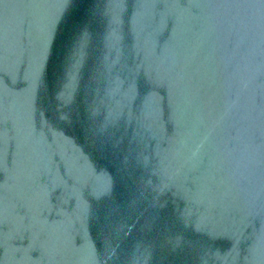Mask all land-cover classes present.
<instances>
[{
    "label": "water",
    "instance_id": "obj_1",
    "mask_svg": "<svg viewBox=\"0 0 264 264\" xmlns=\"http://www.w3.org/2000/svg\"><path fill=\"white\" fill-rule=\"evenodd\" d=\"M0 264H264V0H0Z\"/></svg>",
    "mask_w": 264,
    "mask_h": 264
}]
</instances>
